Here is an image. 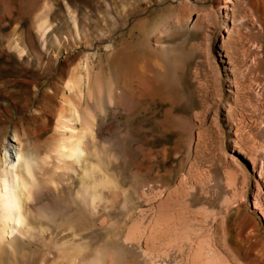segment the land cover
<instances>
[{
  "label": "rangeland",
  "instance_id": "1",
  "mask_svg": "<svg viewBox=\"0 0 264 264\" xmlns=\"http://www.w3.org/2000/svg\"><path fill=\"white\" fill-rule=\"evenodd\" d=\"M226 1L0 0V162L6 147L20 148L48 190L22 213L23 222L45 218L17 227L14 244L4 239L0 264H78L79 250L90 264H205L210 238L222 254L216 264H264L262 218L243 208L221 215L233 162L243 165L230 119L252 113L246 99L233 102L225 71ZM262 2L240 4L237 16ZM249 69L244 83L255 85ZM188 121L192 146L180 129ZM82 131V152L72 157ZM88 183L95 202L82 214ZM156 214L168 225L157 226L163 236L136 239L139 252L129 251L130 226L140 233ZM174 227L194 237L165 235Z\"/></svg>",
  "mask_w": 264,
  "mask_h": 264
},
{
  "label": "bare ground",
  "instance_id": "2",
  "mask_svg": "<svg viewBox=\"0 0 264 264\" xmlns=\"http://www.w3.org/2000/svg\"><path fill=\"white\" fill-rule=\"evenodd\" d=\"M199 1L201 0H180V3L187 7V6H191L192 4L199 3ZM248 1L249 0H236V1L227 0L226 2L230 4V7H228L227 4H225L223 9L225 11L224 12L225 18L231 19L230 27H227L225 20L223 24V29L220 33V38H221L222 51L224 52L223 57L226 59L225 68L227 67V69L225 71L228 72L227 73L228 78H231V82L233 83L232 84L233 102L236 103L240 99H246V103L248 104V106L252 107L251 110L252 113L250 112L249 114L244 115L239 119L237 118L230 119L231 120L230 125L233 130V140H231L230 142L235 148V152L236 154H238L239 159H242V163L244 166L237 165V163L233 162L237 173H235V177L232 178L228 177V182L230 181V184L228 183L227 185L230 188L229 193L231 195L229 198H227V200L225 199L226 203L224 205L222 204L223 207L221 210V215L223 218L224 217L226 218L231 210L236 209L237 211L239 210V208H243L244 214L252 216V218L255 215H259L264 222V2H262V4H260L259 7L257 8L252 7L253 11L251 13L249 12V14L245 16H237L236 11L239 5L241 4L244 6ZM251 1L253 3V0ZM223 33H225L226 35L223 36ZM242 40L244 41L247 40V42H249L248 45L244 46L246 42H244L243 44ZM242 46H244V49L242 53L241 54L239 53L240 55H238L237 50L239 48H243ZM148 47L150 48V46ZM182 60L183 58H179L176 62H174L177 63L176 64L177 67H179L180 62L182 63ZM249 68L256 70V74L253 77L255 80V85L253 84L254 83L253 81L251 82L247 81L248 84L246 83V81L244 83V75L246 72L244 70L247 69L250 70ZM247 72L249 73L250 71ZM119 76L121 77V74ZM154 76H156V74ZM174 76L176 77L175 74ZM173 81L175 80L173 79ZM228 108L227 111H231L230 108L229 109ZM180 123L181 122H179V124ZM194 123L195 122L190 123V121H188V123L182 122V124H180L181 125L180 129L183 131V133H185L188 140V144H190L191 146L194 144V139H195ZM85 135L86 132L84 133L82 131L81 135H79V137L77 138V140H75L74 143L72 141L70 142V154H72L71 155L72 157H79V155L81 154L82 139H84ZM65 149L66 146L62 145V151ZM62 156L64 157L65 153ZM3 159L4 162L3 163L0 162V173H1L0 174V247H3L5 238H9L11 240L10 244H14V241L18 240L16 234H18L19 233L18 231L20 230L17 227H22V225L31 226L32 224H30L29 220L31 221L37 220L35 221V223H41L40 221H42V219L45 218L44 214H40L39 212L37 213V216H34L23 222L22 213L24 209L30 208L31 204L37 203L41 198L44 197L46 193H48V190L45 189V186L43 185V181L41 180V178H38L35 171H33V164L31 163L30 160L25 159L23 152L22 150H20V148L15 149L14 147L13 148L6 147L4 150ZM251 176L254 177L253 179L254 188L251 192L252 210H250L248 206V199H247L248 183H250L251 181ZM229 178H231V180H229ZM94 184L95 183L92 184L88 183V187L86 189L84 187L85 190L83 191L82 189V191H80L83 196L81 195L82 200H79L80 205H77V207L80 208L79 212L80 213L82 212V214L84 211L81 210H86L85 209V206H87L86 201H88L89 198L91 201L95 202L94 193H96V191L94 190L95 189ZM83 185L85 186V184ZM195 186H196L195 183L190 185L189 188L190 192L195 190ZM148 189L149 186L147 188H143L141 193L143 197L146 196L147 194L146 192L148 191ZM158 215L156 214L155 217L152 216V218L148 219L144 224L143 222H141L140 224L142 225H140L141 226L140 233H138L139 231L136 232L138 227L136 228L134 222L132 226H130L131 228L130 229L128 228L129 230L127 232V235L123 239V243L127 247V249H129V251L133 252L134 254H137L139 252V245L138 243L136 244L135 242H137L143 236L144 238H146L145 240L147 241L151 238L157 237L156 239H158L163 236L162 235L163 233L161 234L160 231L159 233L161 235H157L159 234L157 233L158 232L157 226H159L158 224H161L162 222L161 218H159ZM179 218L180 217L177 216L175 218L176 219L175 222H177L176 225L179 224L180 226L183 227L184 223H182L183 221H181ZM82 220H84L83 217ZM78 221L82 222L80 220ZM101 223L102 224L105 223L104 220ZM162 223L165 224V222ZM172 223L174 224V222ZM88 224L89 226L91 225L90 223ZM166 224L164 225L165 227L168 226V225L166 226ZM178 227L179 226L177 225V228ZM188 227H191V225H188ZM174 229H176V227H174ZM168 231H169L168 233L165 231L166 232L165 235L167 234L168 236L169 234V236L173 238L181 237L182 235H187V237L193 236V234H189V233L186 234L184 232H181L180 229L179 230L176 229L175 231L172 228V230H168ZM135 232L138 234V236L135 235L136 234ZM83 234L84 233H78L77 235L76 233V236L79 240H81L83 238ZM7 235L9 237H7ZM209 241L210 243H212L211 242L212 238H210ZM210 243H208L209 244L208 246L210 247H208V251L206 252L204 263L216 264L215 260L217 255L219 254L222 255V254L220 253V251H218V248L216 246L212 244L210 245ZM80 249H82V247H80ZM76 254H77L76 259L78 264L91 263L88 262L90 261L89 255L86 256L85 253H82L80 250L78 251V253L76 252ZM71 255H75V253L73 254L70 253V255H68L69 256L68 261L71 260L72 258V257L70 258ZM201 261L203 262V260ZM222 261L220 262L221 264H223ZM199 263L201 262L198 261L195 264H199ZM225 264L228 263L225 262Z\"/></svg>",
  "mask_w": 264,
  "mask_h": 264
}]
</instances>
